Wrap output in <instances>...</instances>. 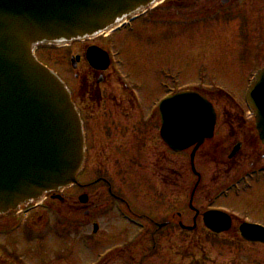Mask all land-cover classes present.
<instances>
[{
	"label": "flooded vegetation",
	"instance_id": "flooded-vegetation-1",
	"mask_svg": "<svg viewBox=\"0 0 264 264\" xmlns=\"http://www.w3.org/2000/svg\"><path fill=\"white\" fill-rule=\"evenodd\" d=\"M213 20L229 25L237 41L247 45L254 56H260L258 46H264V0H164L131 22V31L121 29L65 47L67 60L60 77L82 122L83 167L75 186L47 195L39 205L0 217V264H33L31 255L36 250L41 264H69L63 249L52 251L49 245H43L53 230H57V238L69 244L85 237L95 243L101 238L115 243L97 252L87 264H212L213 244L222 252L233 248L230 239L264 248V242L246 241L241 229L254 225L264 230V225L249 214L251 210L264 211V144L254 129L247 128L241 119L224 121L228 140L223 148L219 142L211 145L223 150L209 161L215 169L206 173L203 189L201 179L198 182L192 171L191 151L187 155V151L172 152L165 146L159 104L166 96L185 89L203 95L208 91L192 87L165 95L164 88H160L159 98L141 108L134 92L122 83L118 69L120 54L115 46L123 35L135 34L157 22L188 24L193 29L202 24L209 26ZM208 143L196 152L194 164ZM183 155L188 157V167ZM187 171L196 180L189 198L181 199ZM127 191L141 194L135 197L138 205L131 206L124 197ZM229 203L237 207L224 206ZM53 208L61 218L49 223ZM212 212L226 214L228 230L216 234L204 227V216ZM109 217L123 223V229H113L112 236L105 235L99 222ZM188 221L191 225L183 224ZM198 222L202 230H198ZM250 236L264 237V231ZM22 241L27 244V255L21 254Z\"/></svg>",
	"mask_w": 264,
	"mask_h": 264
},
{
	"label": "water",
	"instance_id": "water-1",
	"mask_svg": "<svg viewBox=\"0 0 264 264\" xmlns=\"http://www.w3.org/2000/svg\"><path fill=\"white\" fill-rule=\"evenodd\" d=\"M159 1L0 0V216L75 184L84 159L82 127L69 92L36 60L35 49L94 38ZM247 105L264 143V69L251 84ZM160 110L165 144L175 152L195 146L192 160L213 136L211 105L181 93ZM205 224L215 232L227 228L217 212ZM252 229L243 227L244 238L264 242L250 236Z\"/></svg>",
	"mask_w": 264,
	"mask_h": 264
},
{
	"label": "rangeland",
	"instance_id": "rangeland-1",
	"mask_svg": "<svg viewBox=\"0 0 264 264\" xmlns=\"http://www.w3.org/2000/svg\"><path fill=\"white\" fill-rule=\"evenodd\" d=\"M206 28L209 31H203ZM235 34L236 32L229 25H223L217 20H213L209 26L202 24L201 27L196 26L193 29L188 24L157 22L145 29L136 30L135 34L123 35L115 46L120 54L118 60L121 65L118 69L123 76L122 83L134 92L141 108H147L153 101H156L157 97L159 98L160 88H164L165 95L169 91L192 87L213 91L211 97L218 123L213 140L208 145H204L203 150L195 159V170L201 175L200 186L203 189L206 173L215 169V164L209 162V157H204L208 154L209 149L207 148L215 142H219L223 148L225 141L228 140L225 135L227 130L222 125L223 115L229 120L232 118L244 120L247 128L254 125L253 117L244 107L245 89L251 75L263 67L264 46H258L260 56H254L253 51L247 45L237 41L236 36H233ZM40 54H42L43 62L45 61L44 63H47L49 67L59 72L63 71L67 60L65 50L49 48L47 51H40ZM64 73L67 74V69H64ZM216 89L222 92L217 93L214 91ZM222 148L219 149L220 153ZM186 154L188 155V152ZM187 161L188 157H185V165ZM89 177H92V174ZM195 180V177L190 176L187 171L182 181L181 199L189 198V192ZM140 195L137 192L127 191L124 197L133 204L130 203L131 206H135L139 204L135 197ZM224 206L237 207L231 203ZM134 208L138 212H144V209ZM249 214L254 221L264 225L263 210H251ZM60 218V213L53 208L47 219L50 223ZM99 222L102 231L107 236L115 233L113 229H123V223L115 217L105 218ZM183 224L191 225V222H183ZM200 229L202 230L203 226L201 222H198V230ZM55 231L57 230L48 232L50 234L46 235L43 245H49L52 251L63 249L68 254L69 264L77 262V264H87L92 261V256L97 252L106 250L115 244L105 242L103 238L99 239L100 243H95V240L88 241L87 237L69 244L57 238ZM229 242L233 248L228 249L227 247L222 252L214 249L213 244L212 264H228V261H233L235 264H264V248L247 246L232 239ZM26 246L27 244L22 241L20 248L22 255L29 253ZM88 247L90 249H87ZM89 256L91 257L88 258ZM261 258L262 261H259ZM31 259V263L41 264V257L37 255V250L31 255ZM181 264H188V261L181 262Z\"/></svg>",
	"mask_w": 264,
	"mask_h": 264
}]
</instances>
